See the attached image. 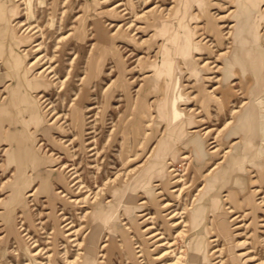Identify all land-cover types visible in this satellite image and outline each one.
<instances>
[{
    "label": "rangeland",
    "instance_id": "1",
    "mask_svg": "<svg viewBox=\"0 0 264 264\" xmlns=\"http://www.w3.org/2000/svg\"><path fill=\"white\" fill-rule=\"evenodd\" d=\"M240 13L0 0V264H264V0Z\"/></svg>",
    "mask_w": 264,
    "mask_h": 264
},
{
    "label": "bare ground",
    "instance_id": "2",
    "mask_svg": "<svg viewBox=\"0 0 264 264\" xmlns=\"http://www.w3.org/2000/svg\"><path fill=\"white\" fill-rule=\"evenodd\" d=\"M239 6L241 19H248L254 12H258L259 0H236ZM259 20H264V14L259 15ZM252 36V35H251ZM199 251V248L194 247V254Z\"/></svg>",
    "mask_w": 264,
    "mask_h": 264
},
{
    "label": "crops",
    "instance_id": "3",
    "mask_svg": "<svg viewBox=\"0 0 264 264\" xmlns=\"http://www.w3.org/2000/svg\"><path fill=\"white\" fill-rule=\"evenodd\" d=\"M23 94V93H22Z\"/></svg>",
    "mask_w": 264,
    "mask_h": 264
}]
</instances>
